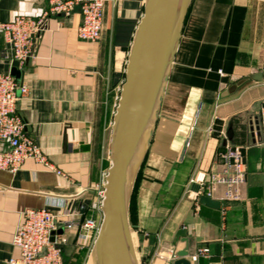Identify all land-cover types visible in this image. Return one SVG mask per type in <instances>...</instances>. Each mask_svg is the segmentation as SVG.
Masks as SVG:
<instances>
[{"label": "crops", "instance_id": "1", "mask_svg": "<svg viewBox=\"0 0 264 264\" xmlns=\"http://www.w3.org/2000/svg\"><path fill=\"white\" fill-rule=\"evenodd\" d=\"M144 4L106 0L103 31L95 43L77 37V8L69 16L49 15L35 57L22 67L10 62L0 38V73L21 70L18 85L28 89L16 105L25 131L69 178L33 160L14 175L0 172V264L19 256L11 241L21 213L41 208L75 224L72 229L61 221L57 225L56 239H65L62 264H91L92 247L80 249L77 235L84 220L101 223L98 192L110 166L109 142L101 161L87 160L83 149L99 117L104 124L109 119L110 141ZM48 10L45 0H0V21L37 18ZM263 106L264 0H192L157 123L130 189L128 224L140 264H165L154 258L158 247L187 249L190 264H264ZM224 142L242 149L246 182L237 202L221 200L219 187L212 199L220 206L212 209L193 196L199 191L196 182L218 169ZM202 248L208 255H197Z\"/></svg>", "mask_w": 264, "mask_h": 264}, {"label": "built area", "instance_id": "2", "mask_svg": "<svg viewBox=\"0 0 264 264\" xmlns=\"http://www.w3.org/2000/svg\"><path fill=\"white\" fill-rule=\"evenodd\" d=\"M49 10L37 18L16 16L8 22L0 21V38L8 45L10 62L18 67L35 57L40 35L46 28L47 17L51 14L69 16L78 9L81 23L77 28V37L85 42L95 43L101 38L104 22V6L106 0H45ZM2 56L0 53V60ZM19 92V96L18 93ZM28 89L18 85L11 73H0V172L16 174L27 160L43 165L47 170L55 172L65 180L66 174L51 164L43 149L40 148L26 133V124L17 112V102L27 95ZM259 130L264 142V106L259 113ZM218 169L209 173L202 181L196 182L199 191L193 196L195 202L200 196L213 198L219 187L223 188L221 200L237 202L242 199V187L246 182V170L243 151L239 147L225 142L218 153ZM194 183L193 179L189 180ZM103 200L104 190L98 192ZM61 221L66 229H72L75 224L72 218L60 220L48 208L26 209L21 213V221L16 227L11 244L18 250V257H10L3 264H62L60 247L65 239L51 241V233L56 232ZM100 224L90 218L79 226L77 246L80 249L91 248L95 241ZM208 249L198 250V256L208 255ZM154 258L165 264L176 259L173 248H160L154 252Z\"/></svg>", "mask_w": 264, "mask_h": 264}, {"label": "water", "instance_id": "3", "mask_svg": "<svg viewBox=\"0 0 264 264\" xmlns=\"http://www.w3.org/2000/svg\"><path fill=\"white\" fill-rule=\"evenodd\" d=\"M191 2L145 0L111 125L110 166L101 203L102 220L91 249L92 264H138L128 224L130 189L157 123ZM11 75L20 81L22 71L13 68ZM254 79L241 80L235 89ZM199 203L212 209L220 206L219 201L206 196H201ZM54 235L52 232L51 241ZM187 256V249L177 251L173 264H190Z\"/></svg>", "mask_w": 264, "mask_h": 264}, {"label": "rangeland", "instance_id": "4", "mask_svg": "<svg viewBox=\"0 0 264 264\" xmlns=\"http://www.w3.org/2000/svg\"><path fill=\"white\" fill-rule=\"evenodd\" d=\"M100 119V120H99ZM106 122L105 124L102 122V119L98 118V123L95 124L92 131L88 134L87 137V143L85 145V148L83 149V153L86 157V159L91 161H101L103 156L107 155L108 152V142H109V119L108 117L105 118ZM105 121V120H104ZM105 126L106 131L103 133V127ZM88 157V158H87ZM139 172V171H138ZM136 245V241H135ZM135 251V256L137 259V263L140 264V259L138 253Z\"/></svg>", "mask_w": 264, "mask_h": 264}, {"label": "bare ground", "instance_id": "5", "mask_svg": "<svg viewBox=\"0 0 264 264\" xmlns=\"http://www.w3.org/2000/svg\"><path fill=\"white\" fill-rule=\"evenodd\" d=\"M92 264V263H91Z\"/></svg>", "mask_w": 264, "mask_h": 264}]
</instances>
